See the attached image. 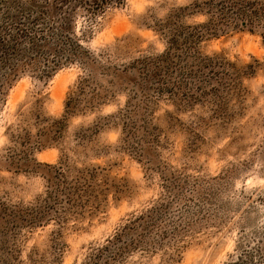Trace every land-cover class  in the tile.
Segmentation results:
<instances>
[{
	"label": "rangeland",
	"instance_id": "1",
	"mask_svg": "<svg viewBox=\"0 0 264 264\" xmlns=\"http://www.w3.org/2000/svg\"><path fill=\"white\" fill-rule=\"evenodd\" d=\"M47 1L0 0V264H264V0Z\"/></svg>",
	"mask_w": 264,
	"mask_h": 264
},
{
	"label": "trees",
	"instance_id": "2",
	"mask_svg": "<svg viewBox=\"0 0 264 264\" xmlns=\"http://www.w3.org/2000/svg\"><path fill=\"white\" fill-rule=\"evenodd\" d=\"M72 1V0H71ZM70 0H49L46 3V13L53 18V14L55 10L59 7H66L71 2ZM78 2L80 5L84 6L86 10H88L92 16H96L99 10H102L103 6L106 4V1L101 0H74ZM25 25V24H24ZM17 24L18 34L16 35L14 41L15 45L21 44L29 35V31L24 30L23 26ZM6 52H10V47L5 49Z\"/></svg>",
	"mask_w": 264,
	"mask_h": 264
}]
</instances>
